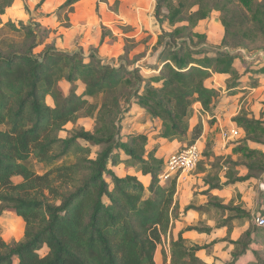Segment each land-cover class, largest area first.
Wrapping results in <instances>:
<instances>
[{
    "label": "trees",
    "instance_id": "1",
    "mask_svg": "<svg viewBox=\"0 0 264 264\" xmlns=\"http://www.w3.org/2000/svg\"><path fill=\"white\" fill-rule=\"evenodd\" d=\"M78 1L65 0L56 12H70ZM154 1L162 33L157 45L162 50L156 67L149 69L156 74L145 77L141 68L129 67L126 53L125 62L109 64L93 51L87 57L59 51L47 44L48 30L38 23L3 24L1 16L14 0H0V217L11 215L24 229L20 241H0V264H155L157 247L167 241L169 262L162 252L161 264H205L197 254H209L218 243L232 247L225 264H264V228L248 225L231 240L233 222L247 221L250 215L211 194L242 184L251 174L228 175L222 184L203 183L206 203L188 205L180 212L174 201L175 178L164 186L159 183L162 159L156 156L158 141L184 140L188 148L201 136L199 120L189 127L195 104L203 116L212 117L213 124L225 98L256 88L264 63L246 67L240 57L226 52L196 51L192 46L205 43L206 37L192 28L218 12L223 29L220 46L263 50L264 0H195L190 6L197 8L194 12L186 9L188 0ZM40 46L43 50L34 54ZM236 61L246 67L242 74ZM212 75L224 76L223 93L208 85ZM243 77L247 82L242 83ZM60 81L69 85L66 94ZM77 83L84 86L80 94L75 93ZM48 96L52 107L46 103ZM133 105L161 123L152 149L148 150L147 134L121 138V123ZM241 113L231 119L246 136L238 144H260L262 124ZM82 118L94 119L93 132L78 128L67 138L60 137L68 124ZM95 148L100 151L90 158ZM246 152L255 158L243 163L245 170L264 173V154ZM32 161L43 166L42 175L35 172ZM120 165L138 166L149 178L148 185L136 176L118 177L112 169ZM226 165L238 166L233 160ZM198 171L206 172L200 167ZM15 177L21 178L17 184L12 182ZM191 210H204L214 226H189L172 237L171 224ZM222 229L225 237L208 245H189L183 238L186 232L209 235ZM247 257L250 260L244 261Z\"/></svg>",
    "mask_w": 264,
    "mask_h": 264
},
{
    "label": "rangeland",
    "instance_id": "2",
    "mask_svg": "<svg viewBox=\"0 0 264 264\" xmlns=\"http://www.w3.org/2000/svg\"><path fill=\"white\" fill-rule=\"evenodd\" d=\"M39 1L40 0H26L23 2L22 0H14L12 7L7 9L4 15L1 16V22L5 24L11 21L18 27L20 24L29 25L38 23L48 30L47 44H53L59 51L69 54L79 52L83 54L84 57H87L90 52L93 51L96 52L97 56L104 62L116 65L120 60L125 62L122 60V57L126 53L130 63L129 67L134 66L141 68L142 74L145 77L156 74V71H149V69L154 66L156 67V58L162 50L161 47H158L157 40L158 36L162 33L154 17L156 5L154 0H79L73 5L72 11L70 12L66 10L63 12H56V9L63 4L65 0H46L40 7L36 8ZM194 1L195 0H188L187 10L192 6ZM253 1L254 3L261 2V0ZM196 9V7H191L189 11L194 12ZM187 10L184 12V17L187 14ZM163 13L167 14V10L164 9ZM219 17L220 13L212 12L208 19L194 25L192 28L193 32L205 36L206 42L200 43L197 46H192L193 49L198 51V48L205 45L210 49H243L249 54L257 51H264L263 49L249 52L243 47L233 48L229 46H220L223 29L219 23ZM170 29V27H165V31H169ZM43 47L44 46L36 48L34 54H39L43 50ZM241 61L244 62L243 60ZM259 63L261 62L248 65L244 62L246 67H256ZM235 67L238 69L239 74H242L246 69L239 61L235 62ZM223 78H221V80L217 79V82L219 81V83L222 84ZM241 81L245 83L247 82V78L243 77ZM59 87L63 94H66L69 85L64 81H60ZM83 89L84 86L80 83L75 85L76 94L82 93ZM88 101L89 103L94 102V100L91 99H88ZM46 103L51 107L53 106L51 97H46ZM240 111L247 115L248 119H253L261 123V128L264 132V75L258 78L256 88L236 93L232 97L223 100L220 109L217 110V118L221 123L220 127L216 126L214 122L213 124L211 123L212 117L208 116L209 119L204 118L207 117L205 114L204 117L201 118L193 110V115L196 114L197 120L202 124L201 136L193 144H197L199 160L193 171L185 173L181 177L182 180L180 179L184 183H190L194 203L199 205L205 200L203 191H201L203 183H225L228 175L234 178L251 174L252 177L248 181L233 187L230 186L221 189L218 193L219 196H217L221 203L242 208L250 215L247 221H239V223L236 224L237 226L234 231L235 235H239L243 232L248 225L257 228L254 224V220L256 217L264 214V173H248L243 167L244 162H250V159L255 158L254 155L247 154V150L264 154V133L257 135V138L260 139V144L246 142L243 146L238 144L246 137L240 127L236 126L240 131L236 140L228 141L224 144L218 136L221 128L225 129L234 124L231 119L237 116ZM213 119H215V117H213ZM193 121L194 118L192 117L189 121L190 128L194 125ZM121 125L123 127L121 132V138L123 140L126 139L129 134H147L149 150L154 145L152 141L158 140L157 133L161 123L158 120L149 119L142 108L133 105L131 111L125 116ZM78 128L93 132L95 128L94 119L82 118L75 124H68L64 128V131L60 133V137L62 139L67 138L70 133ZM167 142L170 143L175 141L167 140ZM178 143L180 145L174 143L169 147L166 143L159 144L162 147L158 152L159 158H162V171L165 170V162L167 161L166 159H168L165 157H171L186 148V141L183 140ZM166 147L168 148L166 149ZM223 147H225V150L221 149ZM99 151V148L93 149L90 158H93ZM208 152H211V157L204 156V154ZM227 160L236 161L238 166L230 167L226 165ZM68 162L72 164L73 159L70 158ZM32 163L37 174L42 175L45 172L42 165L34 161H32ZM198 167L206 170V172L200 173ZM112 171L118 175V177H123L125 174L136 176L140 182L146 183V186L148 185L149 178L141 175L138 166L125 169L120 165L113 168ZM162 174L163 172L161 175ZM177 177L178 176L172 175L167 180L159 181L158 178V181L164 186L170 183L174 178L177 183ZM20 181L21 178L19 177L12 179L14 184ZM197 214L199 217L194 215L190 219L191 225L204 224V221L207 220L206 217H208V215L204 210H200ZM242 226L244 227L243 230L241 228ZM23 231L22 223L19 220L15 221V218L12 216L11 220L2 222V226H0V241L7 244L18 242L23 237ZM223 235L224 232H217L210 236L188 233L184 238L187 239L189 245L201 246L208 245L214 240H221ZM216 249L214 254L209 252L207 256H210V260L206 264H225L229 261L225 249L221 247H217ZM162 252H164L163 248L155 252V264H161L162 257H164L165 254ZM39 253L43 254L45 250L42 249ZM200 256L205 258L203 252L200 253Z\"/></svg>",
    "mask_w": 264,
    "mask_h": 264
},
{
    "label": "crops",
    "instance_id": "3",
    "mask_svg": "<svg viewBox=\"0 0 264 264\" xmlns=\"http://www.w3.org/2000/svg\"><path fill=\"white\" fill-rule=\"evenodd\" d=\"M224 76H218V75H212V78L208 81V85L209 86H212V87H215V88H218V89H220L221 91H222V93L224 92V85H223V80H222V84L221 83H219V81L217 82V79L218 80H221V78H223ZM226 99V98H225ZM223 102V101H222ZM198 106H200L199 104H198ZM220 109V106H219V108H218V110ZM207 115V114H206ZM208 116V115H207ZM201 117V116H200ZM204 118H206V117H204ZM215 122H214V124L216 125V126H221V123H220V121L218 120V118H217V112H216V115H215ZM209 119V118H208ZM203 121V120H202ZM197 122V116H196V114H194V121H193V124L195 125V123ZM193 125V126H194ZM215 127V126H214ZM219 136V135H218ZM158 143L161 145V144H163V143H166L167 144V146L169 147V146H172L174 143L175 144H177V145H180L178 142H167L166 140H161V141H158ZM159 145V149H158V151H157V153H156V156L157 157H159L158 156V152H159V150H161L162 149V147ZM168 147H166V149L168 148ZM222 150H225V147L224 148H221ZM165 158H168V157H165ZM165 158H164V160H165ZM162 159V158H161ZM167 160V159H166ZM126 175V174H125ZM128 175V174H127ZM118 176V175H117ZM183 176V175H182ZM181 176V177H182ZM181 177H180V179H181ZM178 180L177 181V183H176V185H175V195H174V201L175 202H177V204H178V206H179V209H180V212L186 207V206H188V205H192V206H194V207H199V206H203L205 203H206V196L204 197L205 198V200H204V202H202V203H200L199 205H197V204H195L194 203V198H193V196H192V192H191V185H190V183H184L183 181H181V180ZM144 184V186H146V183H143ZM220 184H222V183H220ZM233 186H236V185H233ZM232 186V187H233ZM227 187H230V186H227ZM226 187H223L222 189H225ZM207 189V186H204V185H202V189H201V191H205ZM218 193H219V191H212L211 192V194L213 195V196H219L218 195ZM194 215H196L197 217H199V215L197 214V212H195L194 210H191V211H189V212H187V214H186V216L185 217H183L180 221H176V222H174V223H172L171 224V227H172V233H171V235H172V237H176V235L178 234V232H180L181 230H183V229H185L186 227H189V226H196V225H191V222H190V219L192 218V216H194ZM206 215V214H205ZM12 219V217H11V215H6V216H4V217H0V226H2V222H5V221H7V220H11ZM206 219L207 220H205L204 222V224L206 225V226H208V227H213L214 226V222L212 221V220H210L208 217H206ZM16 221V220H15ZM239 223V221H237V220H235L234 222H233V228H232V232H231V234H230V239L231 240H233V241H235L239 236H240V234L242 233H240L239 235H235V229H236V224H238ZM242 228V230H243V226L241 227ZM245 230V229H244ZM243 230V231H244ZM217 232H224V235L222 236V238H224L225 237V235H226V229H222V230H218V231H214V232H212L211 234H209V235H204V234H196V233H194V232H186V233H184L183 234V238H184V236L186 235V234H188V233H193V234H196V235H203V236H210V235H214L215 233H217ZM234 236H237V237H234ZM185 239V238H184ZM187 240V239H186ZM214 240V239H213ZM217 247H221L222 249H225L226 250V252H227V254H228V258H229V253L231 252V250H232V247L231 246H229V245H227L226 243H218V244H216L215 246H213L212 247V251L210 250L209 252H212V254H214L215 252H216V248ZM201 252H203L204 253V256H205V258H202L201 256H200V253ZM201 252H199L197 255H198V257L199 258H201L203 261H204V263L206 264L209 260H210V256L208 257L207 255L208 254H206L204 251H201ZM167 256V263L169 262V255H166ZM213 256V255H212ZM212 259V258H211ZM213 260V259H212ZM248 260H250V257H247L246 259H244V261H248ZM161 263H162V261H161Z\"/></svg>",
    "mask_w": 264,
    "mask_h": 264
},
{
    "label": "built area",
    "instance_id": "4",
    "mask_svg": "<svg viewBox=\"0 0 264 264\" xmlns=\"http://www.w3.org/2000/svg\"><path fill=\"white\" fill-rule=\"evenodd\" d=\"M193 110L196 114L203 118V111L198 104L193 106ZM209 118L208 116L206 117ZM216 119V118H215ZM240 131L236 128V126L230 125L228 128H221L219 133V137L221 141L225 144L228 141H233L238 138ZM224 148V147H223ZM199 160V153L197 149V144L192 145L184 150L180 151L179 153L168 157L167 161L165 162V170L163 174L159 176V181L167 180L170 176H178L177 181L180 179L182 175L185 173L193 171L196 166V163ZM162 184V183H161ZM254 224L257 228H264V214L260 215L255 218ZM168 241L166 243L162 242V245L157 247L158 249H164L166 255H168Z\"/></svg>",
    "mask_w": 264,
    "mask_h": 264
},
{
    "label": "water",
    "instance_id": "5",
    "mask_svg": "<svg viewBox=\"0 0 264 264\" xmlns=\"http://www.w3.org/2000/svg\"><path fill=\"white\" fill-rule=\"evenodd\" d=\"M200 50H207V51H210V52H217V51H222V52H226L228 53L229 55H232V56H238L241 57V59L247 63L248 65H251L252 63H256V62H261V63H264V51H257V52H254V53H247L245 50L243 49H235V50H229L228 48H216V49H210L209 47L207 46H203L198 48V51Z\"/></svg>",
    "mask_w": 264,
    "mask_h": 264
}]
</instances>
